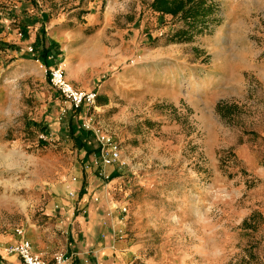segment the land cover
Masks as SVG:
<instances>
[{
    "label": "rangeland",
    "instance_id": "374dc122",
    "mask_svg": "<svg viewBox=\"0 0 264 264\" xmlns=\"http://www.w3.org/2000/svg\"><path fill=\"white\" fill-rule=\"evenodd\" d=\"M153 1L0 0V258L46 195L93 184L130 264H264V0H209L199 30ZM55 67L96 102L75 109Z\"/></svg>",
    "mask_w": 264,
    "mask_h": 264
},
{
    "label": "crops",
    "instance_id": "0c3cea01",
    "mask_svg": "<svg viewBox=\"0 0 264 264\" xmlns=\"http://www.w3.org/2000/svg\"><path fill=\"white\" fill-rule=\"evenodd\" d=\"M82 185V189L66 193L51 192L46 195L43 208L46 222L33 229H24V237L33 244L34 251L51 261L57 252L75 256V264H130L132 249L121 240L115 219V211L100 202L94 187ZM94 194L95 198H92ZM57 214H68L66 220L56 224L52 221ZM62 231V232H61ZM18 235V234H17ZM20 236L4 237V254L1 262L22 264L17 254H10L7 248Z\"/></svg>",
    "mask_w": 264,
    "mask_h": 264
},
{
    "label": "built area",
    "instance_id": "2783aa9c",
    "mask_svg": "<svg viewBox=\"0 0 264 264\" xmlns=\"http://www.w3.org/2000/svg\"><path fill=\"white\" fill-rule=\"evenodd\" d=\"M30 51H34L33 47L29 46ZM51 82L62 93V95L71 103L75 109H79L83 105H91L96 102L97 94L93 91L84 92L75 89L66 79L65 72L62 68L55 67L51 70ZM87 129H91V125H84ZM100 143L102 163L105 166L115 165L120 161L121 153L118 143L105 133L98 134L97 137ZM103 174V173H101ZM108 179L111 174H105ZM122 211H126L127 207L122 206ZM20 239L7 248L10 254H17L22 264H75V256L67 255L66 253L57 252L54 254L51 261L46 260L41 255L34 251L33 244L30 240L24 237V229L18 227L16 229Z\"/></svg>",
    "mask_w": 264,
    "mask_h": 264
},
{
    "label": "trees",
    "instance_id": "16d2710c",
    "mask_svg": "<svg viewBox=\"0 0 264 264\" xmlns=\"http://www.w3.org/2000/svg\"><path fill=\"white\" fill-rule=\"evenodd\" d=\"M209 0H154L152 2V8L162 14H170L173 18L183 17L195 21L198 23V30L206 28L208 26V20L215 11V3H209ZM181 34L188 36V32L181 31ZM41 43V49L38 53V59H42L45 64L49 65V57L57 56L60 53L59 43L52 41L49 44L40 42L39 36L36 40V45ZM1 46H5L0 41ZM10 48H13L12 45H8ZM89 134H92L91 131L83 133L78 136V139L81 141L83 147H86L87 142L92 139H89ZM93 136V134H92Z\"/></svg>",
    "mask_w": 264,
    "mask_h": 264
}]
</instances>
